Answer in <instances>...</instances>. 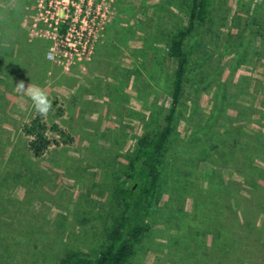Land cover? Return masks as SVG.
Wrapping results in <instances>:
<instances>
[{
  "label": "rangeland",
  "instance_id": "obj_1",
  "mask_svg": "<svg viewBox=\"0 0 264 264\" xmlns=\"http://www.w3.org/2000/svg\"><path fill=\"white\" fill-rule=\"evenodd\" d=\"M190 7L0 0V264H61L106 244L114 189L170 105L169 39ZM184 49L149 229L125 264H264V0H212ZM21 80L52 101L39 157L21 132L37 114Z\"/></svg>",
  "mask_w": 264,
  "mask_h": 264
},
{
  "label": "trees",
  "instance_id": "obj_2",
  "mask_svg": "<svg viewBox=\"0 0 264 264\" xmlns=\"http://www.w3.org/2000/svg\"><path fill=\"white\" fill-rule=\"evenodd\" d=\"M211 2L212 0H191L186 25L169 39L167 57L173 63L170 105L155 130L145 132L138 138L128 173L114 189L121 211L116 224L108 233L106 244L93 257L67 256L61 260V264H125L134 248L144 240L149 229L147 217L158 190L160 166L172 134L174 114L188 62V54L184 49L185 40L197 26L207 23L211 14ZM72 15L73 12L60 22L59 36H66ZM21 132L28 138L26 145L33 156H41L50 145L46 123L38 114L22 124Z\"/></svg>",
  "mask_w": 264,
  "mask_h": 264
},
{
  "label": "clouds",
  "instance_id": "obj_3",
  "mask_svg": "<svg viewBox=\"0 0 264 264\" xmlns=\"http://www.w3.org/2000/svg\"><path fill=\"white\" fill-rule=\"evenodd\" d=\"M15 90L19 95L27 97L30 100L33 109L39 116L47 118L51 113L52 101L44 87L34 83H28L26 85L21 80L15 84Z\"/></svg>",
  "mask_w": 264,
  "mask_h": 264
},
{
  "label": "built area",
  "instance_id": "obj_4",
  "mask_svg": "<svg viewBox=\"0 0 264 264\" xmlns=\"http://www.w3.org/2000/svg\"><path fill=\"white\" fill-rule=\"evenodd\" d=\"M67 18V17H66ZM65 18H60V20H59V22L61 21V22H63V20H64ZM73 19V18H72ZM71 19V20H72ZM58 23V22H57ZM72 25V23L68 26V29H69V27ZM67 33H68V31H67ZM67 33H66V35H67ZM57 34H58V28H57ZM60 37H64V36H60ZM66 37V36H65Z\"/></svg>",
  "mask_w": 264,
  "mask_h": 264
}]
</instances>
